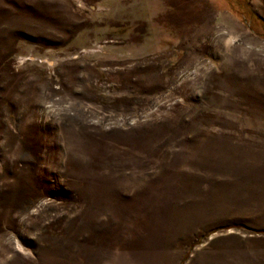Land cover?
I'll list each match as a JSON object with an SVG mask.
<instances>
[{
  "label": "rangeland",
  "instance_id": "obj_1",
  "mask_svg": "<svg viewBox=\"0 0 264 264\" xmlns=\"http://www.w3.org/2000/svg\"><path fill=\"white\" fill-rule=\"evenodd\" d=\"M167 1L0 0V264H264V0Z\"/></svg>",
  "mask_w": 264,
  "mask_h": 264
},
{
  "label": "crops",
  "instance_id": "obj_2",
  "mask_svg": "<svg viewBox=\"0 0 264 264\" xmlns=\"http://www.w3.org/2000/svg\"><path fill=\"white\" fill-rule=\"evenodd\" d=\"M156 2L159 3V7H160L161 10L163 9V10H162L163 12H165L164 10L166 9V8H165L166 5H167V4L170 5L169 1H167V0H159V1L156 0ZM167 13H169V12L167 11ZM154 28H155V29L157 28V29H156L157 32H162L161 29H160L159 27H157V25H156ZM167 29H168V30H167ZM165 30H167L166 32H165V31H164V32L167 33L168 36L173 35V33H172V31L170 30L169 27L166 26V29H165ZM154 35H158V33H155V32H154Z\"/></svg>",
  "mask_w": 264,
  "mask_h": 264
},
{
  "label": "trees",
  "instance_id": "obj_3",
  "mask_svg": "<svg viewBox=\"0 0 264 264\" xmlns=\"http://www.w3.org/2000/svg\"><path fill=\"white\" fill-rule=\"evenodd\" d=\"M256 233H264L263 231H256Z\"/></svg>",
  "mask_w": 264,
  "mask_h": 264
}]
</instances>
